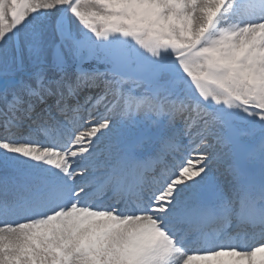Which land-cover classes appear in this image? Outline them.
<instances>
[{
    "label": "snow or ice",
    "instance_id": "obj_1",
    "mask_svg": "<svg viewBox=\"0 0 264 264\" xmlns=\"http://www.w3.org/2000/svg\"><path fill=\"white\" fill-rule=\"evenodd\" d=\"M0 264H264V0H0Z\"/></svg>",
    "mask_w": 264,
    "mask_h": 264
}]
</instances>
